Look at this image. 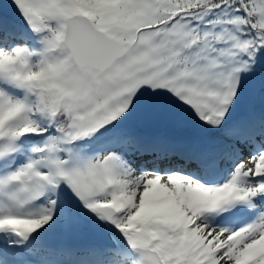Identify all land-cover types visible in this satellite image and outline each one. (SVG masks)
<instances>
[{
	"label": "snow or ice",
	"instance_id": "obj_1",
	"mask_svg": "<svg viewBox=\"0 0 264 264\" xmlns=\"http://www.w3.org/2000/svg\"><path fill=\"white\" fill-rule=\"evenodd\" d=\"M0 264H264V0H0Z\"/></svg>",
	"mask_w": 264,
	"mask_h": 264
}]
</instances>
